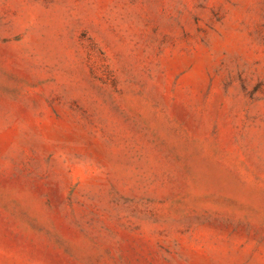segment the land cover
Masks as SVG:
<instances>
[{
    "label": "rangeland",
    "instance_id": "1",
    "mask_svg": "<svg viewBox=\"0 0 264 264\" xmlns=\"http://www.w3.org/2000/svg\"><path fill=\"white\" fill-rule=\"evenodd\" d=\"M0 264H264V0H0Z\"/></svg>",
    "mask_w": 264,
    "mask_h": 264
}]
</instances>
